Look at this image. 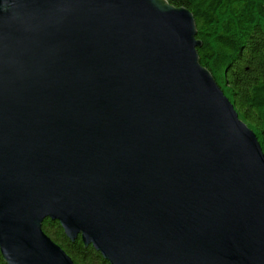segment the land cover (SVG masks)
<instances>
[{
  "label": "water",
  "instance_id": "water-1",
  "mask_svg": "<svg viewBox=\"0 0 264 264\" xmlns=\"http://www.w3.org/2000/svg\"><path fill=\"white\" fill-rule=\"evenodd\" d=\"M165 0H0V256L264 264V155Z\"/></svg>",
  "mask_w": 264,
  "mask_h": 264
},
{
  "label": "trees",
  "instance_id": "trees-1",
  "mask_svg": "<svg viewBox=\"0 0 264 264\" xmlns=\"http://www.w3.org/2000/svg\"><path fill=\"white\" fill-rule=\"evenodd\" d=\"M165 1L192 15L194 39L201 45L198 63L255 134L264 155V0ZM41 228L73 264H108L80 239L68 241L58 223L46 220Z\"/></svg>",
  "mask_w": 264,
  "mask_h": 264
}]
</instances>
